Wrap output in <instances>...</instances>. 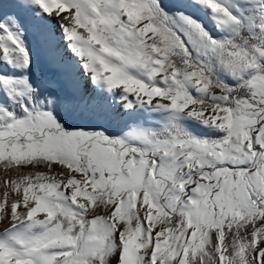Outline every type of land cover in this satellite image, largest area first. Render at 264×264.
I'll return each mask as SVG.
<instances>
[{
  "label": "snow or ice",
  "instance_id": "snow-or-ice-1",
  "mask_svg": "<svg viewBox=\"0 0 264 264\" xmlns=\"http://www.w3.org/2000/svg\"><path fill=\"white\" fill-rule=\"evenodd\" d=\"M0 264H264V0H0Z\"/></svg>",
  "mask_w": 264,
  "mask_h": 264
}]
</instances>
